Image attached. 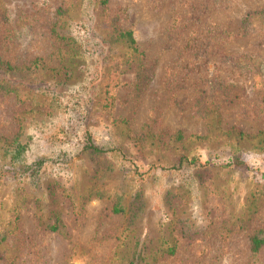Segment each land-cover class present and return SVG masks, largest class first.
I'll return each instance as SVG.
<instances>
[{"label":"rangeland","instance_id":"1","mask_svg":"<svg viewBox=\"0 0 264 264\" xmlns=\"http://www.w3.org/2000/svg\"><path fill=\"white\" fill-rule=\"evenodd\" d=\"M67 5L81 18L72 0L0 4V56L26 83L62 81L60 93L95 62L75 53L76 65L61 68L50 23ZM108 15L143 52L138 66L123 45L104 43L87 125L117 155L86 151L66 170L48 162L41 183L28 182L14 169L71 147L58 142L65 114L47 93L0 90V264H125L124 243L138 239L155 264H264V245L251 247L264 235V0H108L94 21L105 38ZM36 56L47 68L26 72ZM17 135L28 146L12 163L4 150ZM182 154L213 163L163 168ZM233 155L247 166H222Z\"/></svg>","mask_w":264,"mask_h":264},{"label":"trees","instance_id":"2","mask_svg":"<svg viewBox=\"0 0 264 264\" xmlns=\"http://www.w3.org/2000/svg\"><path fill=\"white\" fill-rule=\"evenodd\" d=\"M1 2L2 0H0V4ZM77 4L81 5L82 10L81 18L77 20L69 13V5L57 8L50 23V36L54 40L58 51L56 56L62 65L61 68H65L66 71L70 70L71 66L76 65L72 57L75 53L86 55V57H95V62L86 64V75L79 84L68 86L60 93L56 91L57 86L55 85V83H61L62 81L60 80L54 81V83L39 80L35 84L26 83L23 81L25 75L23 77L17 75L14 71L15 66L9 60L0 56V90L6 94L15 93L17 95L20 90H23L21 87H27L29 88L27 89L29 92H37L40 96L47 93L50 96V107L54 110L55 108L57 110L61 109V114H65V124L61 127V135L58 142L62 144L70 143L71 147H62L58 151H55L52 156H39L30 164H26L25 168L21 170L17 167H15L17 168L16 170L14 169L17 173L22 171L27 177L28 182L33 184L41 183L43 179L42 173L48 162L59 165L66 170L73 164L74 157L86 151L104 156L118 154L120 151L119 147H104L96 143L87 125L95 94L99 91L104 68L103 62L107 58L108 48L104 43H109V45L120 43L126 48V54L129 55L126 59L128 63L137 62V65L140 66L142 62L141 57L143 52L137 44L132 28L120 27L117 18H110L109 15L107 16V23L105 25L110 34L108 38L103 37L98 29L95 28V13L107 10L108 0H72V6H76ZM62 51L65 52L64 55L60 53ZM26 68V72L33 73L42 71L47 66L43 62L42 56H36ZM32 96L35 97V94ZM33 97L29 98L32 99ZM37 104L40 103L37 102ZM182 137V132H179L175 140H180ZM50 140L53 141V139ZM13 143L11 149L4 150V156L10 155L9 162L21 158L28 146V142H22L19 135L16 136ZM122 157L126 158L124 154H122ZM211 163L213 161L210 159L202 160L197 155L189 156L182 154L170 168H163L177 172H186L193 167ZM222 166L245 168L247 165L239 156L233 155ZM8 169L11 168L8 167ZM134 195L135 201L132 203H135L138 198L137 193ZM122 201V196L118 195L113 203L114 212L124 211L125 207ZM55 220L51 225L53 229L58 227L57 221L60 219L56 216ZM263 245L264 235H253L251 237L253 252H257ZM124 246L122 260L125 264H155L157 261L155 257H151V248L147 246L145 240L138 239L133 245L125 242ZM167 251L169 254H174L175 246L168 247Z\"/></svg>","mask_w":264,"mask_h":264}]
</instances>
